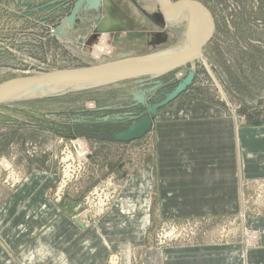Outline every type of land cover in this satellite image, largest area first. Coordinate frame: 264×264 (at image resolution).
Masks as SVG:
<instances>
[{"label": "rangeland", "instance_id": "1", "mask_svg": "<svg viewBox=\"0 0 264 264\" xmlns=\"http://www.w3.org/2000/svg\"><path fill=\"white\" fill-rule=\"evenodd\" d=\"M196 1L208 8L213 22L197 61L164 74L101 84L89 79L87 86L63 91L50 86L43 95L32 90L0 102V212L39 165L49 176H58L49 197L61 203L65 197L79 196L82 209L74 216L92 226L119 202L136 171L135 162L154 152L161 123L198 119L210 114L205 109L209 105L218 109L215 116L225 113L245 126L263 125L264 0ZM155 4L156 0H0V83L143 58L173 48L189 32L199 30L195 17L168 24L164 13L153 10ZM191 72L192 83L160 108L152 133L131 142L114 140L115 133L128 128L132 116L164 99ZM70 140L83 145L89 162L79 176L67 181L63 170ZM239 181L232 212L225 208L222 214H179L151 224L155 216L143 209L149 218L145 241L133 243L127 257L123 250L112 249L107 264H145L151 250L163 253L170 247L205 244L240 243L246 257L262 245V230L255 221L264 216V176L246 178L241 172ZM96 188L110 189L114 195L104 209L88 206L87 197ZM135 211L138 208L128 214Z\"/></svg>", "mask_w": 264, "mask_h": 264}, {"label": "crops", "instance_id": "2", "mask_svg": "<svg viewBox=\"0 0 264 264\" xmlns=\"http://www.w3.org/2000/svg\"><path fill=\"white\" fill-rule=\"evenodd\" d=\"M205 109L210 114L198 119L160 124L154 152L135 162L119 202L92 226L74 216L82 209L79 196L53 201L49 192L58 176L33 168L0 212V264H107L112 249L127 257L133 243L145 241L149 218L143 209L155 216L151 224L179 214L232 212L239 173L264 176V123L245 126L225 113L215 116L213 106ZM255 224L262 245L246 257L240 243L205 244L151 250L145 264H264V216Z\"/></svg>", "mask_w": 264, "mask_h": 264}, {"label": "water", "instance_id": "3", "mask_svg": "<svg viewBox=\"0 0 264 264\" xmlns=\"http://www.w3.org/2000/svg\"><path fill=\"white\" fill-rule=\"evenodd\" d=\"M94 3H99V0H94ZM158 3L161 7V10H163L165 15H176L178 17L182 16L184 13V6H188L190 8L198 7L202 8L201 2H198L196 0H183L178 2H170L168 0H158ZM193 11V10H192ZM192 11H191V18H192ZM192 28V25H190V29ZM200 47L198 45V41L196 40L193 44L191 53L186 55L182 60L174 61L171 64L159 66L156 68H149L144 70L140 73H130V74H124L119 71H115L114 73H94L92 75H85V74H79L76 72H73V70H58L57 72H48L43 74H34V75H28V76H19L15 77L12 80L4 81L0 83V94L3 92V89H5L8 86H13L17 83H36V84H50L54 82H76V81H87L89 79H92L90 77H106V78H112L113 80H125L130 79L132 77H140L145 75H159L164 74L170 71H173L174 69L178 67L187 66L189 63H193L198 60L200 57ZM91 74V73H90ZM193 73L191 72L188 77L174 88L173 91L167 93L165 95V98L160 100L159 102L155 103H149L147 104V107L142 113L138 116H132L131 123L128 125V128L125 130L118 131L114 134V140L120 141V142H131L132 140L138 139L147 132L151 131L154 127V120L155 117L159 115V110L161 107L168 105L172 101H174L178 95L183 93L189 85L192 83ZM142 103H145L143 100Z\"/></svg>", "mask_w": 264, "mask_h": 264}, {"label": "bare ground", "instance_id": "4", "mask_svg": "<svg viewBox=\"0 0 264 264\" xmlns=\"http://www.w3.org/2000/svg\"><path fill=\"white\" fill-rule=\"evenodd\" d=\"M170 1V0H168ZM171 2V1H170ZM202 8L193 7L190 8L187 5L183 7L184 13L182 16L178 17L176 15H166V21L168 24H182L186 22V20H192L194 17L197 18L196 26L200 24L199 30H194L192 32H189L187 35L184 36V40L181 41L180 44L174 46L173 48H170L168 50L164 51H158L157 53L146 55L143 58H129V60L125 61H115L114 63H105L101 64V66H98L96 68L92 69H86V70H77L73 71L79 74H89L92 75L94 73H114L115 71L122 72L124 74H130V73H140L143 72L146 69L149 68H156L159 66L171 64L174 61L182 60L186 55L191 53L192 47L194 42L197 40L198 45L200 49L205 44V42L210 38V34L213 30V22H211V14L202 3ZM149 8V7H148ZM153 10L160 11L162 13L163 10H161V7L158 3V0H156V4L153 7ZM193 10V11H192ZM191 11H192V18H191ZM176 21V22H175ZM175 22V23H174ZM188 22V21H187ZM204 22V23H203ZM201 31V32H200ZM101 48L99 49V51ZM91 73V74H90ZM155 75V74H152ZM95 80V83L101 84L102 82H113L112 78H106V77H90ZM87 80V81H90ZM101 80V81H99ZM87 81H76V82H64L61 81L50 83V84H36V83H17L13 86H8L5 89H3V92L0 94V102L6 101V100H14L15 98H19L24 93H28L29 91L37 90L35 94L43 95L44 93H47V87L54 86L59 88V91L68 90L72 88H77L79 86H87L84 85ZM90 84V83H89ZM142 97V96H141ZM83 146V145H82Z\"/></svg>", "mask_w": 264, "mask_h": 264}, {"label": "built area", "instance_id": "5", "mask_svg": "<svg viewBox=\"0 0 264 264\" xmlns=\"http://www.w3.org/2000/svg\"><path fill=\"white\" fill-rule=\"evenodd\" d=\"M65 155L64 176L66 175L68 179L67 181H71L79 176V172L81 173L83 169H86L89 162V154L86 150H83V147L78 140H70L66 141ZM67 181L64 183L67 184ZM113 197L114 195L110 189L96 188L95 191L87 197L88 206L91 209H104L112 202Z\"/></svg>", "mask_w": 264, "mask_h": 264}]
</instances>
